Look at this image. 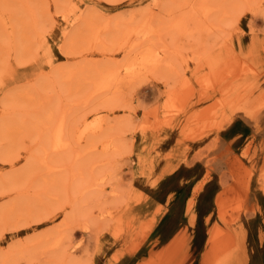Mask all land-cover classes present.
Listing matches in <instances>:
<instances>
[{
	"label": "rangeland",
	"instance_id": "rangeland-1",
	"mask_svg": "<svg viewBox=\"0 0 264 264\" xmlns=\"http://www.w3.org/2000/svg\"><path fill=\"white\" fill-rule=\"evenodd\" d=\"M225 3L0 0V264H264V0Z\"/></svg>",
	"mask_w": 264,
	"mask_h": 264
},
{
	"label": "bare ground",
	"instance_id": "bare-ground-1",
	"mask_svg": "<svg viewBox=\"0 0 264 264\" xmlns=\"http://www.w3.org/2000/svg\"><path fill=\"white\" fill-rule=\"evenodd\" d=\"M214 1L215 0H183V5H187L189 7L193 5L192 6V11L193 10L197 11V10H199V8H201V10L203 11L202 12L203 16L204 17H208L211 14H213L215 11L218 12L222 8H224V9L226 8V5H224V4H226L225 1H227V0H221V2L219 1V3H217V2L215 3ZM220 3H222V4H220ZM222 11H224V10H222ZM176 23H178V22H175V24ZM214 23H217V22H214ZM175 24H173V25H175ZM110 71L111 70H109L108 68L107 69H105V68L104 69H100L98 71L97 75L95 76V78L98 79V83H97L98 85L95 87L94 93H97V92L101 93L102 91L105 92V90L110 87L111 79L113 78L114 75H116L114 72H112L113 70L111 72ZM51 117H53V116H51ZM49 121H51V120L49 119ZM52 129H53V133L49 134L50 131H52ZM52 129L50 128L49 132H48V134H49L48 137L50 136V138H51V135H52V138L51 139L50 138L46 139V146L44 147L45 151H46L45 153L48 154L49 153L48 150H51L52 152L57 153V155L60 154V157L62 158L63 156H61V154H65L67 152L72 151V149L74 147V146L72 147V142L66 138V133L67 132H66V122H65L64 117H61L60 119H58L56 124L54 126H52ZM64 134H65V139H64ZM80 153H81L80 151H77V152L75 151V157L76 156L79 157ZM46 158H48V155H46ZM43 161L46 162L47 160L43 159ZM57 164L48 167V169L52 170V171H55V173H58L60 171H63L64 169H66V164L65 163L59 164V165H57ZM74 174H75V172H74ZM56 176H58V175H56ZM90 186H92V185H90Z\"/></svg>",
	"mask_w": 264,
	"mask_h": 264
}]
</instances>
